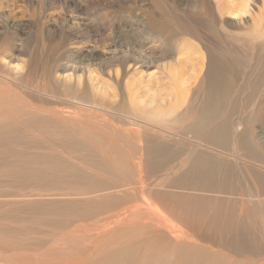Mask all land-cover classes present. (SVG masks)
<instances>
[{
    "label": "rangeland",
    "instance_id": "obj_1",
    "mask_svg": "<svg viewBox=\"0 0 264 264\" xmlns=\"http://www.w3.org/2000/svg\"><path fill=\"white\" fill-rule=\"evenodd\" d=\"M261 5L252 0L239 20L220 16L215 0H0V264H94L107 251L132 253L130 264H167L165 225L187 231L197 247L182 243L184 252L208 264H264V228L248 196L255 191L238 159L257 156L250 146L264 158V41L246 36ZM214 45L228 47L236 66L209 120L197 110L211 88ZM170 68L195 97L191 113L137 126L127 119L142 120L128 92L145 103L166 97ZM193 139L224 151L206 154L232 169L224 188L222 175L208 187L201 178L208 159L196 161ZM154 145H162L156 153ZM137 204L152 205L161 229L107 222ZM239 227L257 238L246 246L258 248L251 255L238 252Z\"/></svg>",
    "mask_w": 264,
    "mask_h": 264
},
{
    "label": "bare ground",
    "instance_id": "obj_2",
    "mask_svg": "<svg viewBox=\"0 0 264 264\" xmlns=\"http://www.w3.org/2000/svg\"><path fill=\"white\" fill-rule=\"evenodd\" d=\"M252 0H215L217 6V13L220 16L227 14L230 17L237 18L242 20L241 18L245 15L250 14V3ZM262 5L260 9L257 10V13L253 15L250 24V31L246 33V36L250 39L255 40H262L264 41V0H261ZM259 8V7H258ZM212 38V37H210ZM214 41V40H212ZM243 41V40H242ZM245 42V41H243ZM192 44V43H191ZM262 44V43H261ZM188 44L187 46H189ZM186 47V46H185ZM213 52L211 50L210 54V61L208 65L207 75L205 77L204 83H209L211 88L206 90L207 94L204 98L198 99L201 104L199 103V109L197 110L199 113L206 115V118L212 120L211 116H217L219 108L218 105L222 104L225 100V95L228 93V89L225 86L226 80L228 78V71L230 68H233L236 59L230 60L228 56V47L216 46L214 45ZM263 49V48H262ZM199 66L198 70L201 71L203 64H204V57L199 55ZM178 61V60H177ZM175 61L174 66H179V61ZM177 70L176 68H170L168 71V84L167 89L165 91L166 97H154L155 99H150L148 103H145L143 98H139L134 91L128 92V100L129 104L133 110L135 115H138L139 118L142 120H137L135 117H127V119L134 122L137 126L141 124V126L151 127L152 125L150 122L155 120L162 121L163 118L171 117V116H180L181 113H187L189 111V107L195 104L193 97L189 100V92L188 88L186 87V81L184 79H179L177 77ZM167 99V103L163 104ZM156 100L159 102L156 103ZM189 105V106H188ZM189 113H191L189 111ZM206 126V120H201L199 123L195 124L192 128L194 131L203 130ZM264 126V123H262ZM157 135V134H156ZM151 135L152 143L156 142L157 140H163L164 135ZM175 138V135H170ZM167 137V136H166ZM163 138V139H162ZM168 138V137H167ZM171 139V137H169ZM192 138V137H191ZM213 138H215V144L222 146L225 143V135L223 134L222 129H216L213 131ZM173 140V139H172ZM184 142L185 138L183 139ZM176 141V140H175ZM189 142L195 144L200 151H197L194 154V158L197 159L196 161H200L201 157H206L207 163L205 165V169L201 172V178L208 184L213 183L216 178L220 175L222 177L219 180V187L222 189L227 184V178L229 177L230 171L232 169L228 167L226 170H222L217 164V160L209 158L208 156L211 155L212 157L216 155H221L223 150L217 149L214 146L202 144L197 142L196 140H188ZM170 142V141H169ZM164 143V142H163ZM171 143V142H170ZM242 147L238 142V148L245 149V143L241 140ZM247 146H250V143H246ZM162 145H154L151 147V151L156 153L157 149ZM252 147V148H251ZM249 149L257 156H252L248 154L247 157L242 155L238 156V159L241 160L243 165L246 167V177L248 180V185L251 187V190H254L255 193L248 192L249 198L253 201L255 200L257 207H255L254 213L259 217V222L261 227L264 228V158H261L257 153L256 146H250ZM151 152V153H152ZM213 153L214 155L210 154ZM209 154V155H206ZM215 155V156H216ZM235 155V154H233ZM214 158V157H213ZM233 158V157H232ZM244 167V168H245ZM253 168V169H250ZM248 169V170H247ZM240 175H243L240 173ZM244 178V175H243ZM146 193V188L143 187L140 195L143 196ZM253 198V199H252ZM233 200V199H232ZM250 201V202H252ZM162 206V204H160ZM218 209H222V202L219 201ZM217 211V210H216ZM234 209L230 207L228 220L227 222L230 223L231 218L233 216ZM219 214H214V217H219ZM107 222L109 223H126L132 224L131 227H126V229L133 228L138 229L140 228L141 224H153L156 225L158 229H161L162 225L165 221L159 216L156 215L152 209V205L147 204H137L128 206L127 208L121 211L111 212L107 215ZM197 222V221H195ZM161 226V227H160ZM166 229V233L170 234V242L172 246L168 250L167 257V264H208L203 262V260L197 255L195 251L184 252V246H181L182 243H194L195 247L197 244L193 242L192 238L190 237L189 233L185 230H176L175 227H164ZM201 235H198V239L204 240L203 231H201ZM242 227H239L236 232L233 233V236H237L240 242L237 240V244L240 246V250L238 251L241 253H250L254 250H257L256 246L253 244L247 249L248 243H257V238L253 233H249ZM161 236V234H160ZM166 237V236H164ZM117 239L125 242L127 240L126 236H117ZM145 253H152L151 248L147 247ZM236 253V252H235ZM142 256V259L144 257ZM164 254V253H163ZM238 254V253H236ZM134 255L132 253H128L127 255L122 254H114L110 251H107L106 254L102 259H99L94 262V264H130L133 260ZM154 261L157 263L159 262V255L154 256ZM165 258V257H164ZM197 260V261H196Z\"/></svg>",
    "mask_w": 264,
    "mask_h": 264
}]
</instances>
